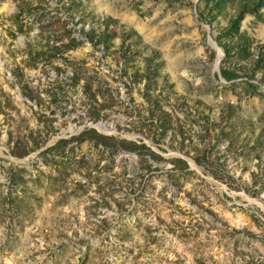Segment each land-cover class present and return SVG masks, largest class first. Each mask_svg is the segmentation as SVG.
Instances as JSON below:
<instances>
[{
  "label": "rangeland",
  "instance_id": "rangeland-1",
  "mask_svg": "<svg viewBox=\"0 0 264 264\" xmlns=\"http://www.w3.org/2000/svg\"><path fill=\"white\" fill-rule=\"evenodd\" d=\"M0 264H264V0H0Z\"/></svg>",
  "mask_w": 264,
  "mask_h": 264
},
{
  "label": "water",
  "instance_id": "water-1",
  "mask_svg": "<svg viewBox=\"0 0 264 264\" xmlns=\"http://www.w3.org/2000/svg\"><path fill=\"white\" fill-rule=\"evenodd\" d=\"M95 126L104 127V125L101 123H96Z\"/></svg>",
  "mask_w": 264,
  "mask_h": 264
}]
</instances>
